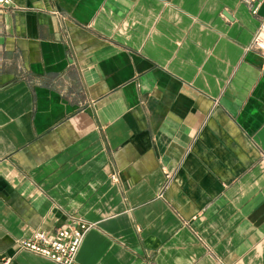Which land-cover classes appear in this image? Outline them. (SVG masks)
<instances>
[{
  "label": "crops",
  "instance_id": "obj_1",
  "mask_svg": "<svg viewBox=\"0 0 264 264\" xmlns=\"http://www.w3.org/2000/svg\"><path fill=\"white\" fill-rule=\"evenodd\" d=\"M264 0L0 6V264L91 224L77 264H264Z\"/></svg>",
  "mask_w": 264,
  "mask_h": 264
},
{
  "label": "built area",
  "instance_id": "obj_2",
  "mask_svg": "<svg viewBox=\"0 0 264 264\" xmlns=\"http://www.w3.org/2000/svg\"><path fill=\"white\" fill-rule=\"evenodd\" d=\"M12 4V0H0V6L6 7ZM252 47L259 49L264 54V21L258 27L253 39ZM91 224L78 219L66 226L59 227L49 233L44 230H35L28 237L18 240L20 249L46 257L56 264H77L76 256L81 246L85 233ZM5 259L1 264H7Z\"/></svg>",
  "mask_w": 264,
  "mask_h": 264
}]
</instances>
